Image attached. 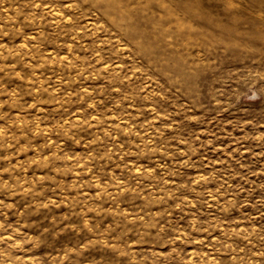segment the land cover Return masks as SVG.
<instances>
[{
  "label": "rangeland",
  "instance_id": "rangeland-1",
  "mask_svg": "<svg viewBox=\"0 0 264 264\" xmlns=\"http://www.w3.org/2000/svg\"><path fill=\"white\" fill-rule=\"evenodd\" d=\"M0 264H264V0H0Z\"/></svg>",
  "mask_w": 264,
  "mask_h": 264
}]
</instances>
